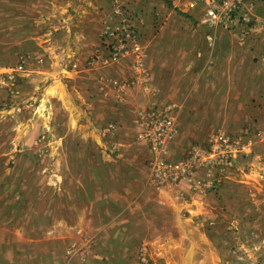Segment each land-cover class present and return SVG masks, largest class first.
<instances>
[{
	"label": "rangeland",
	"instance_id": "obj_1",
	"mask_svg": "<svg viewBox=\"0 0 264 264\" xmlns=\"http://www.w3.org/2000/svg\"><path fill=\"white\" fill-rule=\"evenodd\" d=\"M48 1L51 4L52 0ZM82 1L73 0L74 14L76 5ZM20 3L22 0H0V39L8 40L7 48L0 54L3 58L0 67L4 68L0 71L4 75V81H0V264H264V132L257 133L255 140L248 124L239 130L224 127L219 131L236 134L248 129L255 140L253 151L238 153L230 166H205L176 181L158 184L152 179L148 143L138 133L143 128L141 112L160 105L143 107L138 122L134 123L132 114L139 106H125L123 101L127 90L147 83L150 70L146 69L144 54L149 39H208L209 42L210 38L224 36L236 39L233 35L236 31L215 30L199 23L194 13L183 12L176 0H101L103 29L89 62L116 63H105L103 58L109 53V43H115L121 36L110 37L104 30L107 26L115 29L130 24L141 44L144 72L141 74L134 67L131 80L116 81L112 105L101 109L100 118L92 112H83L76 125L68 110L59 114L61 108L51 99L54 94L47 90L49 77L36 73L37 66L44 62L24 54L16 43L24 33L58 37L55 27L42 24L32 27L27 22V18L37 15L46 18L50 10L44 6L49 4L44 0L33 2L41 10L38 14L23 12ZM258 4L264 7V0H256V11ZM128 54L135 56L132 51ZM23 56L27 59L25 72L11 71ZM199 64L208 71L209 63ZM28 79L33 83L21 84ZM131 95L128 92L127 97L133 101ZM142 96L138 92V103L144 99ZM167 103L173 105L171 100ZM88 119L99 137L84 133L83 125ZM34 128L39 132L35 138H29L27 133ZM205 141L193 140L184 146L183 153H175V158L169 157L167 150L166 157L177 161L192 145ZM124 166L131 167V177L128 172H124L127 177L121 173ZM118 177L170 187L188 181L212 210L199 212L190 221L192 225H200L199 232L193 237L185 236L186 244L175 251H164V256L157 251H146L149 243L145 241L152 236L144 240L143 235L149 232L145 224L150 225L151 220L138 219V212L149 208L151 212L152 204L134 205L127 215V218L131 215L135 225L137 221L143 222L133 229L134 237L121 235L123 229L113 228L111 218L104 220L102 215L108 209L114 213L111 204L100 205L99 210H103L99 219L89 214L90 218L82 225L89 226L86 230L90 233L103 227L104 234L98 239L85 234L78 228L81 205L73 201L79 199L77 182L85 180L93 185L96 181H106L110 187L103 195L112 197V181ZM176 191L180 196L186 195L180 188ZM141 230L143 235L138 234Z\"/></svg>",
	"mask_w": 264,
	"mask_h": 264
},
{
	"label": "crops",
	"instance_id": "obj_2",
	"mask_svg": "<svg viewBox=\"0 0 264 264\" xmlns=\"http://www.w3.org/2000/svg\"><path fill=\"white\" fill-rule=\"evenodd\" d=\"M35 1L22 0L19 8L23 12L39 14L41 10L37 2L33 3ZM44 1L49 4L48 0ZM100 1L83 0L76 5L74 14L71 11L73 0H52L51 4L44 6L45 10H50L46 18L36 14L31 19L27 18V22L32 27L40 24L55 27L58 37L24 33V37L16 41L24 54L44 62L37 66L36 73L49 77L47 90L53 88L51 99H55L61 108L59 114L68 110L76 125L83 112H92L100 118L101 109L112 105L115 82L131 80L135 72V58L130 54L110 65L89 62L103 29L104 10H100ZM176 3L180 4V0ZM257 7L256 23L251 29L244 25L237 28L233 34L236 39H225L224 36L209 39V42L208 39H149L146 42L144 62L146 69L150 70L147 83L136 84L127 90L123 101L129 107L138 104L132 114L135 123L143 107L153 104L164 107L171 100L178 133L169 143V157L175 158L174 154L181 152L186 144L193 140H206L224 127L239 130L243 124H248L255 140L259 136L257 133L264 132V7L260 4ZM0 43L1 54L7 48L8 40L2 39ZM189 60L192 63H188ZM201 61L204 65L209 63L208 71L201 69ZM2 69L0 67V71ZM157 69H160V74ZM29 83L33 82L28 79L21 84ZM128 92L132 93L133 101L128 100ZM138 92H142L144 98L139 103ZM83 127L88 136L99 137L96 127L90 126L89 119L85 120ZM35 128L27 133L29 138H35L39 132ZM130 169V166H124L120 171L126 177L124 172H128L131 177L133 171ZM77 183L79 199L73 201L81 205L78 228L85 234L97 236V239L104 234L103 227L90 233L86 230L89 226L82 225L90 218L89 214H95L99 219L103 210H99L100 205L111 204L114 213L108 209L107 214L102 215L104 220L111 218L113 228L123 229L121 235L134 237L133 229L143 222L137 221L135 225L131 215L129 218L127 215L131 214L134 205L152 204L151 212L150 208L149 211L138 212L139 220H151L150 225L145 224L149 232L144 234L141 230L138 234H144V240L152 236L145 241L149 243L146 251H157L163 256L164 251H175L186 244L185 236L193 237L197 230L199 232L200 225H192L190 221H194L199 212L211 209L204 197L191 189L188 181H180L178 186L170 187L142 179L125 181L118 177L112 181V197L103 195L104 190L110 187L106 181H96L93 185L90 181L91 185H88L85 180ZM179 188L185 196L177 193Z\"/></svg>",
	"mask_w": 264,
	"mask_h": 264
},
{
	"label": "built area",
	"instance_id": "obj_3",
	"mask_svg": "<svg viewBox=\"0 0 264 264\" xmlns=\"http://www.w3.org/2000/svg\"><path fill=\"white\" fill-rule=\"evenodd\" d=\"M180 7L183 12L194 13L199 23L215 30L235 31L243 25L250 27L257 21L256 0H180ZM104 34L110 37L121 36V39L109 43V53L103 61L116 62L132 51L135 55V67L143 74L141 44L137 41L130 24L115 29L107 26ZM26 62L27 59L23 56L11 71L25 72ZM10 76L12 77V73ZM0 81H4L2 74ZM140 118L143 128L138 135L148 143L152 179L158 184L176 181L201 167L230 166L238 153L249 154L253 151L255 140L248 129L236 134L218 130L205 142L192 145L179 160L172 161L166 154L169 143L178 133L173 105L145 109L141 112Z\"/></svg>",
	"mask_w": 264,
	"mask_h": 264
},
{
	"label": "bare ground",
	"instance_id": "obj_4",
	"mask_svg": "<svg viewBox=\"0 0 264 264\" xmlns=\"http://www.w3.org/2000/svg\"><path fill=\"white\" fill-rule=\"evenodd\" d=\"M50 92H51V93H54V90H53V88H52V89H50Z\"/></svg>",
	"mask_w": 264,
	"mask_h": 264
},
{
	"label": "trees",
	"instance_id": "obj_5",
	"mask_svg": "<svg viewBox=\"0 0 264 264\" xmlns=\"http://www.w3.org/2000/svg\"><path fill=\"white\" fill-rule=\"evenodd\" d=\"M171 5V3H169Z\"/></svg>",
	"mask_w": 264,
	"mask_h": 264
}]
</instances>
